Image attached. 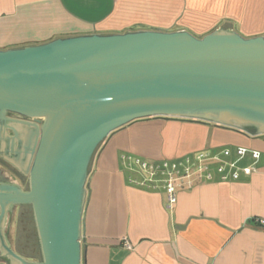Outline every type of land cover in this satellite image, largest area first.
<instances>
[{
    "label": "water",
    "instance_id": "water-1",
    "mask_svg": "<svg viewBox=\"0 0 264 264\" xmlns=\"http://www.w3.org/2000/svg\"><path fill=\"white\" fill-rule=\"evenodd\" d=\"M9 113L34 123L12 121ZM157 118L264 135V38L236 30L204 37L138 31L0 50V120L12 123L16 140L13 152L5 144L2 151L29 176L26 190L0 182L1 257L82 264L94 158L117 131ZM23 205L33 209L40 262L8 243L7 216Z\"/></svg>",
    "mask_w": 264,
    "mask_h": 264
},
{
    "label": "crops",
    "instance_id": "crops-1",
    "mask_svg": "<svg viewBox=\"0 0 264 264\" xmlns=\"http://www.w3.org/2000/svg\"><path fill=\"white\" fill-rule=\"evenodd\" d=\"M216 30L264 38V0H0V50L89 35L204 37ZM238 148L248 150L240 160ZM203 151L254 171L235 180L236 168L219 172V162L210 161L190 187L178 188L171 207L162 181L143 184L137 160L183 161ZM251 151L260 153L257 161ZM88 184L82 264H264V225L257 221L264 219V135L215 123L137 121L114 133L94 158Z\"/></svg>",
    "mask_w": 264,
    "mask_h": 264
},
{
    "label": "built area",
    "instance_id": "built-area-1",
    "mask_svg": "<svg viewBox=\"0 0 264 264\" xmlns=\"http://www.w3.org/2000/svg\"><path fill=\"white\" fill-rule=\"evenodd\" d=\"M247 153V149L238 148L236 151L238 160L243 159ZM223 155L225 157H229L231 155L230 150H225ZM251 155L255 161H257L260 157V153L258 151H251ZM213 160L219 162V172H223L226 167L231 169L236 168V162L221 161L219 156H212L206 151L199 152L193 156H188L183 161L163 160L161 163H150L147 161L137 160L136 165L144 176L143 184H153L158 181L163 182L167 191L169 206L171 207L178 201V188L183 187L184 185H191L192 178L196 174H201L204 171L207 172L209 169V162ZM241 171L246 175H251L254 168L250 167L243 170L236 168L232 174L235 180L239 178ZM208 177H211L210 173H208ZM257 221L261 225H264V219H259ZM122 243L127 249H133V245L126 238L122 240Z\"/></svg>",
    "mask_w": 264,
    "mask_h": 264
},
{
    "label": "flooded vegetation",
    "instance_id": "flooded-vegetation-1",
    "mask_svg": "<svg viewBox=\"0 0 264 264\" xmlns=\"http://www.w3.org/2000/svg\"><path fill=\"white\" fill-rule=\"evenodd\" d=\"M7 118L12 120V121H29L31 123H34V120L28 119L26 117H23L18 114L14 113H9L7 115ZM12 123L10 122H2L0 120V181L6 182V183H13V182H19L20 185L26 187L28 189L29 186V176L25 175L23 172H20L11 161L6 158L3 154V144L8 148V151L13 152V150L16 147V140H15V135H14V130H13ZM4 131L7 134V138L5 139L1 132ZM6 155H11L7 153ZM24 169H27L24 167ZM15 211H17V223L19 222V225L21 223H30L32 226V230L34 234H30V238H27L26 243L23 244V249H27L29 251H32L35 253L32 256H29L25 253H23L22 245L16 240L14 243L11 242V240L8 238L9 237V232H10V227L12 225V220L14 218ZM9 215H12L10 224L7 227V238H8V243L10 248L18 253L21 256H24L28 260H36L40 262L42 260V252H41V247H40V242L38 239V233L36 229V224L34 221V213L32 206L30 205H23V206H18L13 208V210L9 213ZM19 225H17V228L19 230ZM17 239H19V233L17 235ZM1 254V253H0ZM0 264H10L9 261H6L3 259L0 255Z\"/></svg>",
    "mask_w": 264,
    "mask_h": 264
},
{
    "label": "rangeland",
    "instance_id": "rangeland-1",
    "mask_svg": "<svg viewBox=\"0 0 264 264\" xmlns=\"http://www.w3.org/2000/svg\"><path fill=\"white\" fill-rule=\"evenodd\" d=\"M15 215H14V218L12 220V225L10 227V232H9V239L11 240L12 243H14L16 240H18V242L20 243V245H22V250H23V253L29 255V256H32L34 255L35 253H33L32 251H29L27 249H23V244H25L27 241V238H30V234H34L32 230V226L30 223H21V225H19V222L17 223V211H15ZM17 225H19V230L17 228ZM19 233V239H17V235ZM7 238V239H8Z\"/></svg>",
    "mask_w": 264,
    "mask_h": 264
}]
</instances>
